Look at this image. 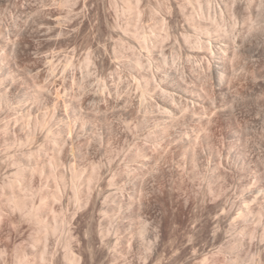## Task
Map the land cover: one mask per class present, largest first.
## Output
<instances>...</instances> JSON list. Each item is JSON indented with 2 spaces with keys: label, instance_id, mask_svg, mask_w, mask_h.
I'll use <instances>...</instances> for the list:
<instances>
[{
  "label": "clouds",
  "instance_id": "clouds-1",
  "mask_svg": "<svg viewBox=\"0 0 264 264\" xmlns=\"http://www.w3.org/2000/svg\"><path fill=\"white\" fill-rule=\"evenodd\" d=\"M0 264H264V0H0Z\"/></svg>",
  "mask_w": 264,
  "mask_h": 264
}]
</instances>
